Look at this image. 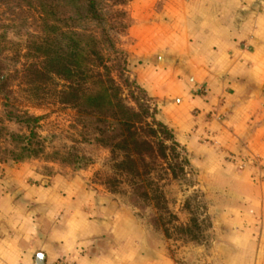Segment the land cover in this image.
Here are the masks:
<instances>
[{
    "label": "crops",
    "instance_id": "obj_1",
    "mask_svg": "<svg viewBox=\"0 0 264 264\" xmlns=\"http://www.w3.org/2000/svg\"><path fill=\"white\" fill-rule=\"evenodd\" d=\"M129 11L131 77L191 164L216 264H264V0H132ZM94 174L0 167V264H184Z\"/></svg>",
    "mask_w": 264,
    "mask_h": 264
},
{
    "label": "trees",
    "instance_id": "obj_2",
    "mask_svg": "<svg viewBox=\"0 0 264 264\" xmlns=\"http://www.w3.org/2000/svg\"><path fill=\"white\" fill-rule=\"evenodd\" d=\"M33 2L39 12L41 34L30 45L34 62L21 78L26 79L31 92L41 95L42 101L52 100L76 112L78 124L94 135L93 142L110 151L113 174L102 186L121 196L140 218L144 216L140 212L156 211L147 218L148 224L170 240L169 224L178 223L179 219L169 208L164 177L157 179L155 173L159 163L164 162L163 174L171 180L194 176L175 134L158 120L157 108L130 77L128 54L117 47L107 30L102 29L99 35L80 28L84 21L102 24L97 0ZM116 5L128 4L118 0ZM70 7L76 10L77 19L65 12ZM118 15L129 16L125 11ZM13 79L11 74L0 73V93L9 90ZM125 90L130 92L134 105L127 101ZM9 118L26 124L30 131L19 154H13V163L32 162L29 159L41 154V149L32 144L40 118L26 113L25 119L13 112H9ZM203 209L207 214L206 204ZM199 228L196 218L177 226L180 232L194 238Z\"/></svg>",
    "mask_w": 264,
    "mask_h": 264
},
{
    "label": "rangeland",
    "instance_id": "obj_3",
    "mask_svg": "<svg viewBox=\"0 0 264 264\" xmlns=\"http://www.w3.org/2000/svg\"><path fill=\"white\" fill-rule=\"evenodd\" d=\"M117 1L97 0L103 17L102 24L84 21L80 28L93 30L99 35L102 34V29L107 30L117 47L126 52L124 45L131 25L129 13L131 3L129 4L130 0H120L128 4L121 6L116 5ZM124 11L129 16L119 17V12ZM65 12L78 18L76 10L72 7ZM40 23L39 12L33 0H0V73L11 74L14 78L9 90L0 93V167L14 164L13 154H19V147L30 132L26 124L11 120L9 112L25 119L28 113L30 116L40 118L35 127L37 138L32 144L35 149H41V154L38 158L29 159L40 173L53 176L58 173L72 174L79 170H91L95 172L94 182L103 185L113 174L110 151L93 142L94 135L78 124V117L73 109L52 100L42 101L41 95L31 92L26 79L21 78L29 64L34 62L30 57L33 55L30 52V45L33 39L41 34ZM129 69L131 71L130 65ZM124 94L127 101L134 105L130 92L125 90ZM136 96L139 98L137 94ZM164 164L159 163L155 177L157 179L159 176L164 177L165 181H162V184L166 186L169 208L178 217L179 222L169 224L171 228L169 240L148 224L147 218L156 214V211L148 209L144 213L140 212L144 215L142 220L170 242L172 252L180 262L216 264L220 244L215 240L216 232L211 225L212 216L209 212L206 214L203 209L208 203L198 187L195 175L180 177L176 181L171 180L163 174L166 167ZM193 218L198 219L200 223L199 230H195L197 239L177 229L179 225L189 224Z\"/></svg>",
    "mask_w": 264,
    "mask_h": 264
},
{
    "label": "water",
    "instance_id": "obj_4",
    "mask_svg": "<svg viewBox=\"0 0 264 264\" xmlns=\"http://www.w3.org/2000/svg\"><path fill=\"white\" fill-rule=\"evenodd\" d=\"M36 264H45V256L43 254L37 256Z\"/></svg>",
    "mask_w": 264,
    "mask_h": 264
},
{
    "label": "built area",
    "instance_id": "obj_5",
    "mask_svg": "<svg viewBox=\"0 0 264 264\" xmlns=\"http://www.w3.org/2000/svg\"><path fill=\"white\" fill-rule=\"evenodd\" d=\"M212 119H213V120L220 121L222 118L219 117L218 115H213V116H212ZM235 162H236V160H234V163H235ZM253 165H254V166H259V164H258L257 162H253Z\"/></svg>",
    "mask_w": 264,
    "mask_h": 264
}]
</instances>
